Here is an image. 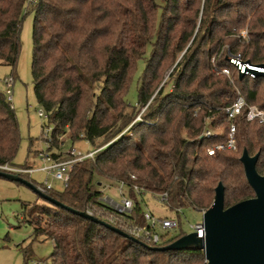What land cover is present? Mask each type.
Segmentation results:
<instances>
[{
    "label": "trees",
    "instance_id": "16d2710c",
    "mask_svg": "<svg viewBox=\"0 0 264 264\" xmlns=\"http://www.w3.org/2000/svg\"><path fill=\"white\" fill-rule=\"evenodd\" d=\"M23 6L24 0H0V65L12 70L20 52ZM28 13L33 14V92L53 128L47 148L65 136L97 149L94 159L70 167L62 190L45 194L115 227L109 219L113 212L100 201L102 182L127 185L133 207L119 218L139 224L143 210L132 185L153 195L166 193L163 203L176 214L187 206L207 209L218 182L224 186V207L254 196L239 157L243 149L258 153L255 169L264 174L262 124L248 121L243 111L234 119L237 149L214 155L206 149L226 142L224 109L236 88L247 105L264 108V79L239 78L225 55L217 56L225 46L232 55L264 63V0H37ZM245 27L248 37L242 40L237 33ZM148 46L131 105L125 94ZM181 51L164 81L169 88L152 97ZM221 67L232 69L233 83L219 73ZM206 120L221 130L218 136L200 137ZM18 143L17 120L2 93L0 165H13ZM16 174L30 181L27 173ZM21 216L34 236L51 239L50 264H205L202 250L152 249L156 246L46 201L24 203ZM177 222L158 247L186 233ZM22 251L26 255L29 249Z\"/></svg>",
    "mask_w": 264,
    "mask_h": 264
},
{
    "label": "rangeland",
    "instance_id": "374dc122",
    "mask_svg": "<svg viewBox=\"0 0 264 264\" xmlns=\"http://www.w3.org/2000/svg\"><path fill=\"white\" fill-rule=\"evenodd\" d=\"M29 10V6L23 7L22 10L24 15L19 30L20 52L14 70L9 66L0 65V94L4 90L2 79L8 75H13L15 79L12 87L11 109L17 120L19 143L11 167L29 168L31 172L28 178L36 187L43 186L46 181L53 190H62L63 183L52 178L51 174L46 171L45 166H49L50 163L44 162L39 153L55 154L56 157L52 158L58 161L64 158L65 151L71 147L81 150L93 147L86 140L71 141L64 136L61 143L57 142V146L52 145L49 149L47 148L46 139L51 138L53 128L47 125L45 116L38 115V111L43 114L45 112L36 102L33 92L31 73L33 14H25ZM222 50H225V46L220 52ZM183 53L184 51L177 53L175 60L164 69L152 97L156 96L159 89L169 88L165 86L164 81L182 58ZM149 54L150 47L148 46L144 56L136 61L125 94L126 101L131 105L136 103L139 79ZM235 75L238 76L236 72ZM101 191L103 198L109 197L115 202L121 200L117 195V185L114 183L102 182ZM137 200L143 211H148L157 218L169 217L178 220L182 230L186 233L190 232V225L202 220L201 211L187 206L176 214L160 200L158 195L149 192H141L137 195ZM35 201L44 200L24 184L0 177V264H50L48 257L53 251L51 239L42 235L34 236L32 226L22 220L21 216L22 205L24 203L30 205ZM172 234L173 232L170 233ZM25 246L29 249L26 255L22 251Z\"/></svg>",
    "mask_w": 264,
    "mask_h": 264
},
{
    "label": "water",
    "instance_id": "95a60500",
    "mask_svg": "<svg viewBox=\"0 0 264 264\" xmlns=\"http://www.w3.org/2000/svg\"><path fill=\"white\" fill-rule=\"evenodd\" d=\"M259 66L264 67V63H259ZM253 75L264 79L262 71H254ZM238 76L242 77L241 74ZM257 159L258 153L249 155L245 149L239 157L246 182L254 193L253 197L224 207V186L218 182L214 188L212 203L202 212L203 237H199L196 231H192L165 246L151 248L202 250L205 264H264V174H259L255 169ZM0 177L24 184L42 200L54 206L64 208L77 216L97 221L132 241H139L118 227L98 220L86 211H78L63 205L17 174L0 171Z\"/></svg>",
    "mask_w": 264,
    "mask_h": 264
},
{
    "label": "built area",
    "instance_id": "2783aa9c",
    "mask_svg": "<svg viewBox=\"0 0 264 264\" xmlns=\"http://www.w3.org/2000/svg\"><path fill=\"white\" fill-rule=\"evenodd\" d=\"M37 2V0H24V6H31L34 5ZM237 36L245 40L248 37L247 29L243 28L238 31ZM221 51V50H220ZM217 53V56L224 54L225 59L228 62L229 66L233 68V70L239 75L242 76H250L254 77L253 72L254 71H262L264 72V67L259 66L257 63H253L249 60L242 59L239 55H232L229 51L222 50V52ZM214 58H212L211 62L214 63ZM229 67H221L219 70V73L226 76L230 81L233 83L232 79V69ZM14 76L8 75L5 76L2 79V83L4 85V98L5 101L8 103L9 107L11 108V101H12V95H13V84H14ZM225 114L227 116L228 120V127H227V139L226 142L223 144H217L213 147H209L206 149L207 154L214 155L218 151L223 149H230V150H236V125L234 123V119L237 115L241 114L243 111H245V118L248 121H257L260 124H262L264 128V108H259L257 105H247L243 95L240 93V91L236 88V97L232 101L231 104H229L224 109ZM39 116H45L46 114L42 113L41 111H38ZM139 118V117H137ZM48 131V129H47ZM46 131V133H47ZM45 133V136H46ZM221 133V130L219 128H214L209 125V121L206 120L205 127L202 130V133L200 134V137H215L218 136ZM51 138L46 139L47 143L46 145L50 143ZM97 149L95 148H89L86 150L76 149L71 147L70 149L66 150L64 153V158L62 160H54L50 153L43 152L39 153V156L44 162H49V166H45V169L48 173L51 174L52 178L61 181L63 185H66L68 178H69V169L73 165L77 163H81L85 159H94V155L96 153ZM0 171L9 172V173H27L29 174L31 170H27L26 168H18V167H11L8 164H2L0 165ZM131 179H135L134 175H130ZM117 195L120 197L119 202H115L109 197H101L100 201L107 207L111 209L113 213L109 216L110 221L113 222L116 227L127 233L128 235L136 238L137 240L144 241L146 243L158 246L163 241H165L164 234L167 232H172L177 229L178 222L176 219L169 218V217H163V218H157L152 213L148 211H143V219L144 223H129L125 220L120 219L119 217H127L130 215L133 207V201L126 195V188L127 185L120 181L117 184ZM52 187L45 181L43 186H38V189L42 192H44L47 189H51ZM132 189L136 194H141L143 192L142 188L138 187L137 185H132ZM160 200L162 202L165 201L166 193H163L159 195ZM204 211V210H203ZM201 211V212H203ZM87 213L91 214L90 211H86ZM92 215V214H91ZM190 232L196 231L197 235L199 237L204 236V230H203V223L202 220L190 225ZM189 233V232H188ZM186 234V233H185Z\"/></svg>",
    "mask_w": 264,
    "mask_h": 264
},
{
    "label": "crops",
    "instance_id": "0c3cea01",
    "mask_svg": "<svg viewBox=\"0 0 264 264\" xmlns=\"http://www.w3.org/2000/svg\"><path fill=\"white\" fill-rule=\"evenodd\" d=\"M27 170H30L29 168L25 167ZM30 174V173H29Z\"/></svg>",
    "mask_w": 264,
    "mask_h": 264
}]
</instances>
